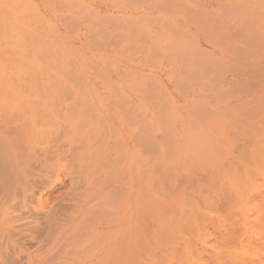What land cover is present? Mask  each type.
Instances as JSON below:
<instances>
[{"label": "rangeland", "instance_id": "1", "mask_svg": "<svg viewBox=\"0 0 264 264\" xmlns=\"http://www.w3.org/2000/svg\"><path fill=\"white\" fill-rule=\"evenodd\" d=\"M262 129L264 0H0V264H264Z\"/></svg>", "mask_w": 264, "mask_h": 264}, {"label": "bare ground", "instance_id": "2", "mask_svg": "<svg viewBox=\"0 0 264 264\" xmlns=\"http://www.w3.org/2000/svg\"><path fill=\"white\" fill-rule=\"evenodd\" d=\"M258 129V128H257ZM263 129L261 130V132L259 131L258 133H257V130L254 132L255 134H258V139H256L257 138V135H253V137H252V139L254 138L255 139V141H253L251 144H250V147H249V149H248V151H247V155H246V157L245 158H242V162H241V166H242V168H243V175H244V177H245V179H247V182H249L250 184H252V189H248L247 190V192H248V194H246V195H244V196H240L236 191H235V193H234V195L233 194H231L230 192H229V190L231 189L232 190V187H233V185L231 184V185H229L230 187H227L226 185H225V182H223L224 180H218V181H216L217 180V178L219 177V178H222L220 175H217V174H215L216 175V178H215V175H212L211 176V178H212V182L213 183H218V190H219V198L221 199V201H223L224 200V202H227V203H229L230 204V202L231 201H234V200H231L230 201V199H232V198H236L235 200H238V201H240V200H250V199H253L254 197H256L257 195H261V191H260V186H262V185H259V183H261L262 184V182L260 181V182H258V183H256V182H254V178L255 177H253V176H255V174H259L260 176L263 174L262 173V170H260L259 169V166L261 165V164H263L264 163V135L263 136H261V134L263 133ZM20 132V131H19ZM28 132V131H27ZM17 133V132H16ZM17 135V134H16ZM13 137V136H12ZM27 140V139H26ZM5 141V140H4ZM20 141H21V139H20ZM257 141H259V144L256 146V147H254V149H259V151L260 152H258V154L256 153L255 155H253V144H256L257 143ZM16 144H18V143H16ZM3 145H5V143H3ZM252 145V146H251ZM18 146V145H17ZM252 147V148H251ZM255 151V150H254ZM258 151V150H257ZM22 155H24V154H22ZM247 162H251V163H253L254 165H253V168L254 169H252V168H247ZM249 166V165H248ZM255 166V167H254ZM262 166V165H261ZM250 167V166H249ZM0 170H1V168H0ZM27 169H25V168H21V170L19 169V167H17L16 169H15V171L12 173L13 175L12 176H10L11 178H12V180H11V178H9V179H7V180H4V178H2V177H0V193H1V191H2V196L0 197V202L1 201H6V199L7 198H11L10 199V201H8L9 203H12L11 201L13 200V202L14 203H12V205H11V208L12 207H14V205L15 206H17V204H18V206L17 207H21L22 208V206L24 207L25 205H26V201H27V199H32V195H27V193L30 191L31 192V194H32V187L33 186H36V182H34V179H33V177H32V175L33 174H31V171H29V170H27ZM31 170V169H30ZM5 171H7V170H5ZM9 171V170H8ZM215 172V171H214ZM10 175V174H9ZM264 175V174H263ZM5 176V175H4ZM33 176H35V175H33ZM223 176V175H222ZM37 177V176H36ZM225 177V176H224ZM258 178H259V176H258ZM256 179V178H255ZM261 179H262V176H261ZM264 179V178H263ZM8 181H10V182H8ZM11 181H14L13 182V185H12V187H9V186H7L8 185V183H11ZM22 181H26L27 183H28V189L27 190H25V191H20V190H18V188L20 187L19 186V183H22ZM211 181V180H210ZM257 181V180H256ZM263 181V180H262ZM32 184H33V186H32ZM215 184V185H216ZM264 186V185H263ZM217 187V186H216ZM215 187V188H216ZM212 188H214V187H212ZM263 189H264V187H263ZM263 189H262V191H263ZM213 191V190H212ZM215 191H217V190H215ZM233 191V190H232ZM231 191V192H232ZM218 192V191H217ZM264 192V191H263ZM18 193H20L19 195H18ZM30 194V193H29ZM263 196V195H262ZM261 196V197H262ZM231 197V198H230ZM264 197V196H263ZM262 197V198H263ZM19 198V199H18ZM34 198V197H33ZM4 199V200H3ZM9 199H7V200H9ZM28 202V201H27ZM6 203V202H5ZM236 203V202H235ZM242 203V202H241ZM248 203V202H247ZM47 204V203H46ZM61 205V204H60ZM234 204H232V205H230L231 206V209L232 208H235V206H233ZM4 206V205H3ZM28 206V205H27ZM61 206H63V205H61ZM65 206V205H64ZM228 206V205H227ZM7 207V212H6V218L5 217H3L2 219H1V217H2V215H3V213L1 214V208H0V224H1V221H16V217H11V215H10V212L12 211V210H9L10 209V207L9 206H6ZM30 207V206H29ZM53 207V206H52ZM66 207V206H65ZM28 208V207H27ZM54 208V207H53ZM60 208H62V207H60ZM14 209V208H13ZM54 209H56V208H54ZM223 209H225V208H223ZM236 209V208H235ZM59 210V209H58ZM217 211V210H216ZM231 211V210H230ZM244 211V210H243ZM259 211V210H258ZM258 211H253V212H255L254 214H256V212H257V214L256 215H254L253 214V220L254 221H259V220H261L262 218H263V212H258ZM5 212V211H4ZM44 212V211H43ZM226 212H229V211H227L226 210ZM239 212H242V210H238V207H237V209H236V211H235V214H237V215H234V217L236 218V219H232V221H240V216L243 218L242 219V221H248L249 219H248V217H249V214H245V213H241V214H238ZM27 213V212H26ZM45 213V212H44ZM56 213V212H55ZM64 213V212H63ZM7 214L9 215V217H7ZM252 214V213H251ZM37 215V214H36ZM53 215V214H52ZM214 215V214H213ZM49 216V215H48ZM223 216V215H222ZM220 214H215V216L212 218V221H227L229 218H232L233 217V215L232 216H230V217H226V216H224V217H222ZM250 216H252V215H250ZM239 218V219H238ZM15 219V220H14ZM53 219H55V217H53ZM71 219V218H70ZM208 219H210V217L208 218ZM45 221V220H44ZM211 221V222H212ZM4 223V222H3ZM215 223V222H214ZM214 223H212V224H214ZM219 224V223H218ZM223 226V225H222ZM49 227V226H48ZM219 228H220V225H219ZM14 229V228H13ZM24 229V228H23ZM57 229V228H56ZM54 230H55V228H53V227H50V229L48 230L47 229V231H48V235H52L53 234V232H54ZM16 231H18V229L16 230ZM58 231V230H57ZM40 245H42V244H40ZM44 245V244H43ZM46 245V244H45Z\"/></svg>", "mask_w": 264, "mask_h": 264}]
</instances>
